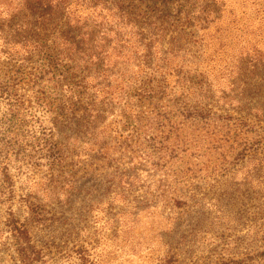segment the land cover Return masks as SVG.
<instances>
[{
	"label": "rangeland",
	"instance_id": "374dc122",
	"mask_svg": "<svg viewBox=\"0 0 264 264\" xmlns=\"http://www.w3.org/2000/svg\"><path fill=\"white\" fill-rule=\"evenodd\" d=\"M100 1L121 2L123 26L147 19L140 0ZM15 5L0 14V264H27L31 248L29 264H264V66L238 65L211 27L207 48L162 72L117 60L97 81L111 88L80 86L68 63L21 46L24 2L0 0Z\"/></svg>",
	"mask_w": 264,
	"mask_h": 264
},
{
	"label": "trees",
	"instance_id": "16d2710c",
	"mask_svg": "<svg viewBox=\"0 0 264 264\" xmlns=\"http://www.w3.org/2000/svg\"><path fill=\"white\" fill-rule=\"evenodd\" d=\"M152 1L150 5H145L147 9L140 10V5L145 2L140 0L139 5L134 9L133 14L137 17V11L143 12L141 17L143 15L147 17L145 22L140 23L138 20L136 23L128 20L123 26L117 12H113V7L116 9L118 4L121 5L119 1L107 6V2L92 0L93 4H83L85 5L83 7L76 3L71 6L72 2H76L74 0H23L25 17L29 16L21 22L23 25L21 32L22 34L29 32V34L20 38L23 41L21 46L32 44L33 49L40 54H52L63 67L68 63L66 72L69 76L65 75V79L76 81L80 86L92 81V87L97 89L111 88L109 82L108 85L106 83L101 85L97 81L108 80L107 76H104L107 74L105 70L112 62L125 60L126 64L131 63L137 71L143 72L144 69L152 70V73L157 70L162 72L167 65L168 67L173 65L177 55L207 48L206 37L212 35L211 27L215 28L213 34L218 35L219 49L225 45L224 39H230L232 45L230 47H238L239 54L235 56L238 65L247 63L252 66H264V0H238V7L226 5L224 0H185L189 9L182 12L170 10L172 0H159V4L157 0ZM79 8L85 10L86 16H82L84 12H79V19L72 21L73 15L78 13ZM247 9L250 10L249 15L246 14ZM16 11L15 5L11 12L1 10L0 14L6 18ZM175 12L183 22L173 24L175 34L168 40L167 32L171 30L167 20L174 17ZM62 14L67 21L62 22L63 25L60 22V26L50 32V27L54 24L57 26L54 16L62 17ZM224 16L227 21L222 19ZM107 18H110L114 24L109 25ZM87 19L88 22L85 23ZM221 20H224L225 26L221 24ZM91 25H94L92 30H90ZM71 27L75 28L74 32ZM207 33L209 34L206 35ZM27 37L31 39L27 40ZM166 41L169 46L164 47ZM89 54L91 55L88 56ZM81 59L85 64L83 70L79 69L78 65ZM88 60L105 62V69L101 66L103 69L98 70L102 71L99 74L92 68L95 64L86 66ZM96 101L97 99L94 103ZM228 104L232 105V102ZM92 106L93 104H89L86 108L91 114L94 112ZM85 121L89 122V119ZM18 231L20 239L29 244L25 228H19ZM31 250L32 252L26 250L21 254L22 260L27 264L36 259L35 252L32 248Z\"/></svg>",
	"mask_w": 264,
	"mask_h": 264
}]
</instances>
